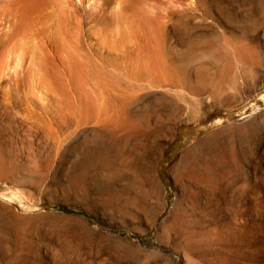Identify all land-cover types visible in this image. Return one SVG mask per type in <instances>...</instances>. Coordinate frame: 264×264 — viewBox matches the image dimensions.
I'll return each mask as SVG.
<instances>
[{"label":"rangeland","instance_id":"rangeland-1","mask_svg":"<svg viewBox=\"0 0 264 264\" xmlns=\"http://www.w3.org/2000/svg\"><path fill=\"white\" fill-rule=\"evenodd\" d=\"M57 40L135 90L134 135L43 138ZM0 264H264V0H0Z\"/></svg>","mask_w":264,"mask_h":264},{"label":"bare ground","instance_id":"bare-ground-1","mask_svg":"<svg viewBox=\"0 0 264 264\" xmlns=\"http://www.w3.org/2000/svg\"><path fill=\"white\" fill-rule=\"evenodd\" d=\"M70 44L72 43H64L61 40L54 42L51 41V43L49 42V44L47 43L45 45L43 54H40L38 58L41 68L39 74L41 76L43 86L42 88H44V100L46 101V105L48 106L53 100L57 99V101H62L64 98H66L65 100L68 99L72 104L71 110L67 112L68 114H66L64 111L65 116L62 115L64 112L58 109L57 112L60 114L55 120H52V118L50 119V117L49 119L43 117L44 125L43 128L40 127V129L42 128L43 138L47 140H53V143L55 141L58 142L57 139L59 140V134L61 130L60 128L70 126L68 124L70 123V119H68L66 115L70 116L69 118L73 120L74 124V127L71 128L69 132H67V136H70L71 138L69 144L65 146V148L68 149L71 145H73V143L80 140H82L81 142L85 145L91 146L98 144V146H100L105 144L111 137H114V139L117 140L134 135V133L137 131L138 125L141 124L140 121L144 120L141 118L142 116L140 117L138 114H134V109L138 104L137 98L135 97V90L132 89L131 92H127V90L124 91L127 93L125 98L120 96V90L116 88L115 90H112L113 93H110L111 87L121 86V75H114L109 78L107 75L108 73L106 72V74L101 70L103 68L102 64H100L102 66L100 69L98 67L100 65L96 64L92 57L89 56L90 53L88 55L87 53L81 54L78 52L77 46L74 45V47L71 49L69 46ZM52 47H55L57 51L61 52L52 53ZM165 69L166 68H164V70ZM103 70L105 71L104 68ZM125 73L126 77L130 80L128 84H131L132 81L138 79L136 76H134L136 74L126 71ZM139 74L141 75V73ZM158 87H160V85ZM111 99L112 101L114 100V102L116 101L118 103L115 106L113 105V112L110 111L108 106V102ZM135 100L136 104L132 106ZM53 103H56V101H53ZM110 105H112V103H110ZM54 110L56 109L54 108ZM54 110L52 111L55 112ZM56 115L58 114L56 113ZM135 121L138 123H135ZM66 141L68 140L66 139ZM57 145L59 144L57 143Z\"/></svg>","mask_w":264,"mask_h":264}]
</instances>
